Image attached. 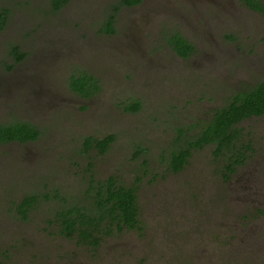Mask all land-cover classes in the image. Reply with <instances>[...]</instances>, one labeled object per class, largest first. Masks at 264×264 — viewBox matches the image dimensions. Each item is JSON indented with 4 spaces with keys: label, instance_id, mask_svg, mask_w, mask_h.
I'll return each mask as SVG.
<instances>
[{
    "label": "rangeland",
    "instance_id": "obj_1",
    "mask_svg": "<svg viewBox=\"0 0 264 264\" xmlns=\"http://www.w3.org/2000/svg\"><path fill=\"white\" fill-rule=\"evenodd\" d=\"M119 1L74 0L55 10L51 0H0V8L9 10V23L0 31V123L27 120L41 129L35 142L0 145L1 264H205V253L215 250L222 264H232L231 254L234 264H249L254 252L248 256L246 246L234 248L223 221L205 225L211 220L203 213L218 211V205L194 197L197 191L206 190L205 199L214 194L205 186L217 184L218 169L238 144L194 148L178 173L168 164L169 151L187 146L209 113L227 101L235 87L232 76L245 85L262 77L241 60L256 55L249 37L231 42L217 23H209L208 8L230 3L243 10V1L158 0L125 8L118 12L116 32L105 35L103 22ZM207 21L211 33L202 27ZM177 30L199 41V53L226 48L235 56L182 58L168 43ZM12 45L25 51L22 61L11 56ZM210 57L214 64L205 59ZM83 72L99 86L88 97L70 86ZM134 102L141 104L136 111L129 108ZM107 135L109 148L86 149L87 137ZM111 179L135 189L139 228L104 222L87 241L65 231L60 212L79 205L95 213L96 191ZM27 196L37 199L25 215L21 204ZM218 204L228 211L234 206L225 198ZM263 257L256 254L253 264Z\"/></svg>",
    "mask_w": 264,
    "mask_h": 264
},
{
    "label": "flooded vegetation",
    "instance_id": "obj_2",
    "mask_svg": "<svg viewBox=\"0 0 264 264\" xmlns=\"http://www.w3.org/2000/svg\"><path fill=\"white\" fill-rule=\"evenodd\" d=\"M73 1L74 0H68L59 8H57L53 3V0H51L52 2L51 5L53 8H55V10H57L69 6ZM242 1L244 7L243 10H241L237 6L231 5L230 3L228 5L226 4L222 5L221 3H216V5H220V6H214L212 8H208L207 10L210 13H213L209 23L210 24L217 23L219 28L218 31L219 32L224 31L223 32L225 36L224 38L228 39L231 42L234 41L236 43H239L241 41L242 35L249 37V39L251 40L250 43L254 44L256 47V55L253 56L251 54H246L243 57H241V60L250 62L251 67H249V69L252 72H258L260 75H262V77L259 80H255L251 82V84L245 85L243 83L241 84V80H240L241 78L238 75L235 74L234 76H232L233 78L230 80L233 83V86L235 87L234 90H232V93L229 95L227 101L223 102L219 107L213 109L211 113H209L208 121L204 125L200 126V129L198 130L195 138L192 139L187 146L185 147L182 146L178 148V149L181 148L189 149V155L187 156L186 161L183 163V166L180 169L175 170L172 166L174 161L173 153L176 150L171 149L169 151L170 154L168 160L169 169L174 173H178L184 169V167L186 166L187 162L189 161L192 155V151L194 148L204 147L206 145H216L217 147H219V145L213 142L202 143V145H197L195 141L198 140L199 133H201L205 128H207L210 122L213 119H215V116L219 110L229 107L237 99L239 94L245 92H251L257 87L258 84L264 82V0H242ZM121 2L122 0L119 1V4L112 6L113 14L107 16V18L103 22L102 28L104 27L106 22L108 23V21L111 19L112 16H114V26L116 28V23L118 20V12L122 9L125 8L133 9L138 6L152 5L154 3L159 4L158 0H139L133 3H121ZM195 6L197 8V5ZM4 9L8 10V8L6 7H1L0 11ZM8 15H9V10H8ZM247 17L248 19L246 20ZM8 23H9V16L7 17V23L5 27L8 25ZM209 23L208 21L203 23L202 27L205 31H209V33H211ZM102 31H104L105 35H110L115 33V32L108 33L105 30ZM176 34L182 36L187 41L188 45L192 46V49L187 51L186 54H183L181 50L176 46L177 42H176V38H174ZM168 43L169 46L172 48V51L182 58H187V57L190 58L193 57L195 54L199 56L213 55L214 58L216 57L223 58L228 55L231 57L232 55L235 56L233 52L232 53L228 52L226 48H221L219 53L217 52H213L212 54L199 53L198 52V49H200L199 41L197 44L192 39V37H187L183 35L179 30L172 33V35L169 37ZM11 56L13 57V55ZM13 58L16 61H18L15 57ZM205 59L209 60L211 64H214V59L212 57ZM229 64L230 63H227V66H229ZM224 65L225 64H223V67ZM241 71H244V73H248L247 70H239V72ZM227 86L224 87L231 89V86L229 84H227ZM79 95L81 97H88L81 94ZM240 124H245L249 126L245 130L237 131L236 127L239 126ZM38 138L36 140H30L25 142L12 141L10 142V144L11 143L28 144L37 141ZM111 143L112 140L108 143V148L111 146ZM235 143L238 144L235 154H233L230 157L231 159L229 160V163L227 162L226 164H224V166L218 169L220 176H219V180L216 182L217 184L211 185L208 183V186H205V188L207 189L214 190L216 192V195L215 192L213 195L208 194L209 195L208 199H205L207 195V192H205L206 191L205 190V191H197L194 197L203 199L202 200L203 204H208L209 206L217 204L219 207L218 211L214 208V211L212 212L203 213L205 218H209L211 220L210 223L205 222V225L208 226L213 221L215 222L218 221L220 223L221 221H223L222 224L224 225V227H228V229H226L225 231L226 233L230 234L229 239L230 241H232V243H234V248L239 247V244L244 247L246 246L247 248L244 249L245 252L248 254V256H250L254 252L255 254L254 258L256 260V254L257 255L260 254L261 256H264L263 255V251H264V112L261 114H252L250 116H245L241 118L239 121H237L235 124V137L233 138V142L230 143L229 145L227 144L223 145L222 149L230 148ZM2 144H6V143H0V145ZM202 167L205 170L210 169V167H204L203 163H202ZM206 182L207 181H204L203 185L207 184ZM216 187H218L217 190ZM161 192H163V190L157 192L158 198L160 200H163L165 197L162 196L163 193ZM223 198H225V200L227 199V201L230 204L234 205L229 207L230 211H228V208H225L223 205L218 204V202L221 201V199ZM174 199H175V203H177L179 198L174 196ZM137 206H138V219H139L140 211H139L138 202H137ZM241 211L243 213H241ZM228 212H230V214H228ZM197 213L198 212H195L194 215H196ZM220 217H224V218H220ZM195 220L197 221V218H195ZM185 222L188 223L187 221ZM137 225L138 223L134 226L125 223V226H129L132 229L139 228V226ZM136 253L138 254V252ZM139 254H144V253L140 252ZM218 254L220 253H217L216 250L214 252L211 251L206 252L205 264H222V260L216 257V255ZM231 257H232L231 263L234 264L235 255L231 254ZM255 260H253L250 263V259H248V262L249 264H253ZM1 262L2 261L0 259V264ZM186 262H190L189 257L188 260H185V263ZM255 264H264V262L258 260L256 261Z\"/></svg>",
    "mask_w": 264,
    "mask_h": 264
},
{
    "label": "trees",
    "instance_id": "obj_3",
    "mask_svg": "<svg viewBox=\"0 0 264 264\" xmlns=\"http://www.w3.org/2000/svg\"><path fill=\"white\" fill-rule=\"evenodd\" d=\"M68 0H53L57 8L63 5ZM139 0H122L121 3H133ZM8 17V10L0 11V30H2ZM102 30L108 33L115 32L114 16L106 22ZM177 47L183 54L192 49L187 41L176 34ZM11 54L18 60H22L26 53L18 45H12ZM70 86L73 91L90 96L99 89L96 77L88 72L75 74L72 77ZM141 107L139 102H134L130 105L131 110H138ZM264 112V82L257 85L251 92L239 94L237 99L227 108L219 110L209 126L199 133L197 145L202 143H216L219 149L223 145L233 142L235 137V124L241 118L252 114H261ZM41 134L40 128L27 120H16L14 122L0 123V143H10L12 141H30L36 140ZM112 140V136L103 138L87 137L86 149L91 148L96 144L99 149L105 150L108 148V143ZM173 168L180 169L189 155V149H177L174 153ZM95 202L98 210L95 213L83 211L87 209L77 205L69 210L60 212L65 231L70 234L77 233V237L81 241H87L94 237L95 230L103 226L104 222L121 224L126 223L134 226L138 223V206L137 196L134 188L118 184L115 179H111L106 184L99 187L96 191ZM36 196H27L21 204V211L27 214L29 208L36 202ZM99 238H95L91 243L98 244Z\"/></svg>",
    "mask_w": 264,
    "mask_h": 264
}]
</instances>
